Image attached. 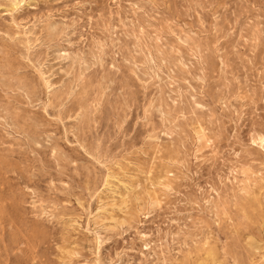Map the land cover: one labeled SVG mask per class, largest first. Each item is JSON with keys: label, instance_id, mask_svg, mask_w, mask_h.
<instances>
[{"label": "rangeland", "instance_id": "obj_1", "mask_svg": "<svg viewBox=\"0 0 264 264\" xmlns=\"http://www.w3.org/2000/svg\"><path fill=\"white\" fill-rule=\"evenodd\" d=\"M0 264H264V0H0Z\"/></svg>", "mask_w": 264, "mask_h": 264}]
</instances>
